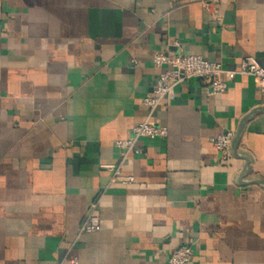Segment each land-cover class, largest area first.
Masks as SVG:
<instances>
[{
	"label": "crops",
	"instance_id": "1",
	"mask_svg": "<svg viewBox=\"0 0 264 264\" xmlns=\"http://www.w3.org/2000/svg\"><path fill=\"white\" fill-rule=\"evenodd\" d=\"M0 0V264H264V95L188 80L112 184L158 78L157 52L264 67V0ZM234 132L223 160L212 139ZM101 230L80 233L93 203Z\"/></svg>",
	"mask_w": 264,
	"mask_h": 264
},
{
	"label": "built area",
	"instance_id": "2",
	"mask_svg": "<svg viewBox=\"0 0 264 264\" xmlns=\"http://www.w3.org/2000/svg\"><path fill=\"white\" fill-rule=\"evenodd\" d=\"M202 4L211 10L213 16H217L218 0H205ZM152 62L159 73L151 93L143 99L148 115L143 122L132 129L129 138L115 142V146L121 150L120 161L117 164L103 166L110 172L112 184L134 183V177L124 175L122 168L129 156L141 154L142 149L138 145L140 140H164L168 137V128L154 122L153 117L163 101H169L174 97L178 85L192 79L202 80L206 85L207 95L216 96L224 93L229 83L238 76H247L253 79L256 87L264 95V67L252 57L244 58L238 69H226L219 62L207 60L193 53L157 52ZM234 137V132H227L212 139L214 147L221 152L223 160L231 156ZM100 230L99 204L95 202L81 225L80 233H94ZM193 258V247L184 244L171 252L166 264H191ZM72 264L78 262L75 260Z\"/></svg>",
	"mask_w": 264,
	"mask_h": 264
}]
</instances>
